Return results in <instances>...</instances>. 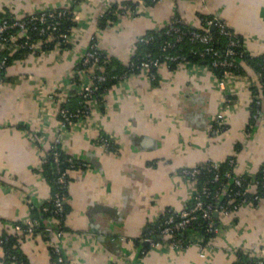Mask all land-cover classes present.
<instances>
[{"label":"crops","instance_id":"1","mask_svg":"<svg viewBox=\"0 0 264 264\" xmlns=\"http://www.w3.org/2000/svg\"><path fill=\"white\" fill-rule=\"evenodd\" d=\"M75 3L81 32L71 49L13 60L0 75V237L16 239L22 259L10 260L0 244V264H53L52 235H26L14 226L52 195L41 158L57 133L60 101L74 90L75 68L91 36L117 67L129 62L141 34L165 27L174 15L201 27L204 14L223 20L248 55L264 53V0H0V12L24 16ZM111 6L115 19L99 26ZM244 69L246 75H234L221 88L206 66L180 63L163 67L156 82L143 73L130 75L109 89L104 105L91 103L89 116L77 120L61 143L83 164L68 171L62 243L67 264H231L237 250L264 257V196L223 219L205 257L195 246L141 255L132 242L167 208L181 209L192 199L194 183L182 168L229 155L240 173L255 174L264 164L263 112L254 125L249 122L250 87L258 82ZM221 106L225 123L212 136ZM99 134L112 139V149L96 144Z\"/></svg>","mask_w":264,"mask_h":264},{"label":"trees","instance_id":"2","mask_svg":"<svg viewBox=\"0 0 264 264\" xmlns=\"http://www.w3.org/2000/svg\"><path fill=\"white\" fill-rule=\"evenodd\" d=\"M146 2H150L151 0H145ZM153 1V0H152ZM78 3V2H77ZM59 10L58 7L50 8ZM114 6L109 7L103 15L98 19L99 26H103L106 23V20L115 19L116 15L114 13ZM38 14V12H36ZM77 14V5L76 3L73 6L68 7L64 10V13L59 17L55 16L53 18H48L46 23H40L37 20H32L28 22V38L22 37L18 38L15 42L8 40L4 48L0 49V63L2 59L5 60L4 66L0 69V75L4 72L6 66H8L13 60H20L25 58L26 56L32 54H39L47 51H51L55 48V43L57 40H62V34H68L72 28L79 25L77 20L75 19V15ZM23 17L28 18L29 16L24 15ZM201 27H192L189 26L182 21L178 23L184 33H182L180 39H176L177 32L173 30H169L168 26L157 30H150L146 34L149 36V40L145 42L137 41L136 48L131 56L130 60L126 64H122L120 66L114 67V64L107 60L105 54L100 49V62L104 66V75L105 80L100 82L98 85V89L95 93V100L100 105H104L105 94L109 91V89L116 83L120 82L122 76H130L133 74H138L140 72L139 65L141 62L145 61L148 58L158 59L159 61H166L169 69L175 68L180 63H194L206 66L215 77L219 78L223 75L224 70L229 69L232 71L234 75H246L247 71L244 69V66L250 68L251 72L257 78V85H252L250 88L253 92V98L251 103V117L250 124L254 125L257 121V118L260 116L256 112H263L264 119V101H262L258 96L264 93V53L259 55L250 56L244 50L242 46L241 38L234 34L229 28L228 30L232 33L231 36H227L222 34L218 27H214L213 30H210L211 25H207L206 21L213 18L211 15H199ZM16 15L11 13L8 10H4L0 12V21L2 19H15ZM56 23L55 30L47 29L45 33L42 35L40 33L41 27H46L48 23ZM208 30L212 37L211 45L214 47L216 51V55L210 54L205 50V45L199 43L197 41H193L191 39V33L189 30L202 32L204 28ZM38 30V31H37ZM17 31L16 28L8 29L7 32L4 33V36L7 38L8 35L13 34ZM50 35L52 40L45 41L44 38ZM234 39L236 43L234 45L230 44V41ZM40 41L39 47H30V43H37ZM72 44L68 42H62L61 47L62 51L69 50L72 48ZM230 47L234 50V53L230 56H226V49ZM177 56L176 60H167L166 56ZM227 59L232 60L235 66H231L229 68H224L222 66H214L212 61L215 59ZM131 63V64H130ZM245 65H244V64ZM88 65H85L80 60L76 65L75 71L86 70ZM151 72L156 71V69L151 68ZM97 72V70H95ZM79 78H72L74 84V90L72 91L71 96L67 99L66 102L61 104V107H66L72 113L78 115L77 118L82 117L85 105L82 102V97L77 91V87L79 82ZM158 80V75L152 82H156ZM90 110V109H89ZM257 114V115H255ZM58 119L60 116L58 115ZM107 137V136H106ZM112 141V139H111ZM109 149H112V142ZM59 152V158L55 159L53 156L54 151ZM236 150H239L237 148ZM45 161L42 163V170L50 182L52 186V195L51 197L45 201L39 207L32 208V218L39 221L40 225L35 228V232L42 231L48 239H51V235L48 232H45L44 225L51 217H58L61 219L59 222L63 230H66L64 225V219L67 211L66 199L68 195V182L69 175H66V183L60 184L58 182V176L63 171H68L70 169H75L83 166L77 159L69 156L60 144H53L51 149L46 151ZM72 158V162H69L67 158ZM211 161L204 162L200 165V172L196 175V188L198 190L203 187H207L211 191V195L205 197L201 196L203 200L211 203H226L228 200L227 193L233 194L234 191L238 188L234 185V177L237 176L240 172L236 169V157L234 155H229L226 159L222 161H218V167L214 168L211 165ZM226 172H230V176L227 177L225 175ZM215 174H218V179L214 180ZM243 174L242 177L245 179L243 181V185L245 186L248 182H256L254 192H249L246 194V198L242 203V207L247 204L256 205L260 198L264 196V164L259 168V170L255 174ZM58 193L60 196H63V211L61 213H56L54 203H53V195ZM217 195L215 196L214 194ZM220 196V198H219ZM240 201V198L238 199ZM192 204V201H189L185 204V206H189ZM43 206H47L48 211H43ZM172 208H167L159 217L158 220H163L170 213H172ZM219 224L217 218L212 219V223ZM43 225H42V224ZM221 223V222H220ZM211 225L209 221L198 217L196 220L192 221L185 229L175 231L174 236L178 239L182 240V244L188 245L189 240L193 237L202 236L204 241H206L209 237L214 236L212 231H209ZM143 235L150 236L157 241H163L160 235V229L156 227L155 223L149 224ZM142 235V236H143ZM141 236V237H142ZM141 237L132 240V242L139 246L141 250H147V244H144L141 241ZM16 239H14L11 235H2L0 237V244L3 247V250L6 253V256L12 261H21L20 252L15 247ZM203 241V242H204ZM52 261L55 258V254L52 253ZM141 255H143L141 253ZM237 257V261L233 262V264H241L243 262H249L254 260L253 258L248 257V255L244 251L237 250L235 253Z\"/></svg>","mask_w":264,"mask_h":264},{"label":"built area","instance_id":"3","mask_svg":"<svg viewBox=\"0 0 264 264\" xmlns=\"http://www.w3.org/2000/svg\"><path fill=\"white\" fill-rule=\"evenodd\" d=\"M51 8V7H50ZM53 8V7H52ZM59 10L56 9H49V8H42L39 11H35L32 13H29L27 16L28 18L23 16L16 15L15 19L9 20V19H2L0 21V49L4 48L6 45L7 39L15 42L18 38H28V22L32 20H37L40 23H46L48 18H53L55 16H61L64 13V10H66L68 7H58ZM38 12V14L36 13ZM76 17V15H75ZM76 19V18H75ZM181 22V19L178 16H173L169 23L167 24L169 30H173L177 32L176 39H180L182 33L184 31L181 30L178 23ZM56 23H48L46 27L40 28V33L43 35L47 29L55 30ZM207 25H213L214 27H218L219 31L227 36H231L232 33L228 30L227 25L225 22L217 17H214L208 21H206ZM16 28L17 31L13 34L8 35L6 38L4 36V33L7 32L8 29H14ZM38 31V30H37ZM191 33V39L193 41H197L199 43H202L205 45V50L213 55H216V51L214 47L211 45L212 37L206 27L202 32L189 30ZM80 32H81V26L77 25L76 27L72 28L71 31L68 34H62V40H57L55 43V48L53 50L56 51H62L61 44L62 42H68L72 45H74L79 39H80ZM45 41L52 40V37L50 35L46 36L44 38ZM149 40V36L144 33L141 34L137 41L145 42ZM236 41L232 39L230 41L231 45H234ZM30 47H39L40 41L37 43H30ZM100 46L98 39L96 35L91 36L85 50L82 53L81 61L83 64L88 65V69L86 70H77L74 72V77L79 78L77 91L82 97V102L85 105L84 113L82 117L77 118L78 115L75 113H72L68 110L66 107H61V104L66 102L61 100L59 108H58V115L60 116V119L58 120V128L57 133L54 136L49 149L53 147V144H60L62 143L63 137L66 132L70 130L72 125L76 123L77 120L88 117L90 114L91 109V103L95 100V93L98 89V85L100 82L105 80L104 75V66L99 63L100 62ZM66 50V49H65ZM234 53V50L230 47L226 49L225 55L230 56ZM167 60H176L177 56H166ZM5 60L2 59L0 63V69L4 66ZM131 64V63H130ZM212 64L214 66H222L224 68H229L231 66H235L232 60L227 59H218L215 58L212 61ZM163 67H168L166 61H159L158 59L154 58H148L145 61L141 62L139 65L140 72L143 73L148 79L153 80L159 75V71ZM154 68L156 69L155 73L151 72L150 69ZM97 70V72H95ZM234 74L229 69L224 70L223 75L219 78L215 77L217 80V84L221 88L226 87L227 81L232 78ZM129 76H122V80H125ZM262 101H264V93L260 94L258 96ZM231 101L230 98L226 99V103H229ZM225 113H226V106H221L219 109H217V112L214 116V122L212 123L210 134L212 136H215L219 133L221 127L225 123ZM257 114L262 116V111H257ZM255 114V115H257ZM259 116V117H260ZM111 139L109 137H106V135L99 134L96 137V144L102 147L105 151L109 150V147L111 146ZM53 156L55 157L56 161L59 158V152L56 150L53 152ZM69 162H72V158H67ZM45 161V155L41 158V163ZM210 161V160H208ZM207 162V161H206ZM211 165L214 168L218 167V161H211ZM200 165L192 166V167H186L182 168L180 170L181 175L190 181L191 183H194V193L192 196V204L189 206H184L181 209H173L172 213H170L165 219L163 220H155L154 223L157 228L160 229V235L161 238H163V241H157L153 239L150 236L143 235L141 237V241L144 244H147L148 248L147 250H141L142 254H145L149 250L154 249H161L163 247H166L169 250H178L182 251L187 249L189 246H195L198 251L199 255L201 257H205V249L208 247H211L214 239L218 236V234L221 231V223L223 219L236 212L239 208L242 207V203L244 202V199L246 198V194L249 192H254L256 185H258L256 182H248L245 186L243 185V181L245 179L242 177L243 174L239 173L237 176L234 177V185L237 188L233 194L227 193L228 200L226 203H211L206 202L201 198V196L208 197L211 195V191L207 187H203L202 189L198 190L196 188V175L200 172ZM69 171V170H68ZM68 171H63L58 176V182L60 184L66 183V175L68 174ZM225 175L229 177L231 174L230 172H226ZM218 179V174H215L214 180ZM215 196L217 195L214 194ZM220 198V196H219ZM240 198V201L238 200ZM55 211L56 213H61L63 211V196H60L58 193H55L52 197ZM47 206H43V211H48ZM214 212H217V215H214ZM198 217H201L207 221H209L211 228L209 231H212L214 233V236L209 237L206 241H204L202 236L193 237L189 240L188 245H183L181 239H177L174 236L175 231L183 230L188 226L192 221L196 220ZM217 218V221H219V224L212 223V219ZM61 221L58 217H51L44 225L45 232L50 233V235L53 236L51 240L48 241V245L50 247V250L52 253L55 254V258L53 260V264H67L65 255L63 252V235L64 230L61 227V224L59 223ZM221 222V223H220ZM42 224V223H41ZM40 223L34 218L26 219L25 221H22L21 223L15 224L14 228L17 231L22 232L23 234L30 235L35 233V228L39 226ZM43 225V224H42ZM204 241V242H203ZM248 257L253 258L254 260H251L249 262H243L241 264H264V257L260 254L255 253H247ZM238 259L235 255L234 260L231 262H236ZM113 264H126L123 261L120 262H114Z\"/></svg>","mask_w":264,"mask_h":264},{"label":"water","instance_id":"4","mask_svg":"<svg viewBox=\"0 0 264 264\" xmlns=\"http://www.w3.org/2000/svg\"><path fill=\"white\" fill-rule=\"evenodd\" d=\"M213 28H214V26L211 25V26H210V30H213ZM214 215L216 216V215H217V212H214Z\"/></svg>","mask_w":264,"mask_h":264}]
</instances>
